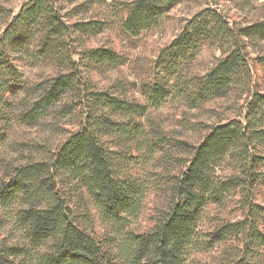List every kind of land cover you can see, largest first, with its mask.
<instances>
[{"label": "trees", "instance_id": "1", "mask_svg": "<svg viewBox=\"0 0 264 264\" xmlns=\"http://www.w3.org/2000/svg\"><path fill=\"white\" fill-rule=\"evenodd\" d=\"M183 1L188 0L121 1L115 8L124 7L122 33L138 38ZM251 1L256 0L242 2ZM61 5L60 0H29L12 16L0 2V17L8 18L0 36V141L9 117L23 125L49 116L71 118L79 127L50 158L16 166L0 178L2 205L28 203L18 212L28 244L0 249V264H123L124 259L127 264H212L193 257L220 245L223 254L215 264H264V205L256 201L257 188L264 185V92L252 70L254 63L264 68V54L252 57L249 51L264 41V17L238 24L217 8L200 10L154 61L152 77L141 88L146 101L139 102L101 90L92 79L94 70L126 62L111 48L83 46L85 36L102 32L107 22H70ZM205 44L216 45L222 55L200 74L194 62ZM25 50L35 62H54L56 71L37 87L26 109L8 113L5 95L22 88L12 56ZM234 90L246 94L242 112L211 126L196 144L143 121L151 108L175 102L197 108ZM157 153H176L170 164H184L175 174L139 176ZM148 181L165 192V208L150 231L124 235L113 251L109 239L87 229L93 214L79 195L85 189L101 217L124 233V216L141 212ZM229 202L237 204L241 217L203 229L207 208Z\"/></svg>", "mask_w": 264, "mask_h": 264}, {"label": "rangeland", "instance_id": "2", "mask_svg": "<svg viewBox=\"0 0 264 264\" xmlns=\"http://www.w3.org/2000/svg\"><path fill=\"white\" fill-rule=\"evenodd\" d=\"M29 0H0L5 7L12 9V16L16 15ZM121 1L131 0H107L101 3L98 0H75L68 2L60 0L64 7V13L70 22L100 20L106 21L102 32L85 36L83 46L89 48H111L126 57V62L119 67L107 68L105 70H94L92 79L95 85L101 90L111 91L117 95H125L128 98L139 102L146 101L142 94V84L152 77V67L162 49L168 46L177 37L184 25L195 14L206 7H214L220 10L231 21L238 24L249 23L250 21L262 19L264 17V0H256L243 3V0H188L175 6L162 23L155 29L141 34L138 38H129L122 33L121 18L125 12L115 8ZM82 6L81 10L74 11L75 7ZM118 9V10H117ZM8 18L0 17V36L4 31ZM30 50L33 51L35 44L29 43ZM251 56L264 54V41H257L250 46ZM222 52L216 45L205 44L196 56L194 67L197 73L203 74L211 68ZM33 55L26 50L14 53L13 63L22 81V88L16 93H7L5 97L10 99L8 113L18 114L26 109L31 101L38 95L37 87L42 85L47 78L55 73L54 62L49 60H39L32 58ZM253 81L258 89L264 92V68L257 63L252 64ZM151 75V77H149ZM243 95V94H242ZM238 90L232 91L223 98L214 99L197 108H189L175 102L162 105L160 108H151L148 115L143 117L146 124L157 123L168 136L177 139H184L191 143H198L208 132L211 126L223 124L238 116L244 107V98ZM10 123L4 130L6 136L0 141V178L7 176L11 169L32 163L38 160L48 159L57 147L79 127L77 122L71 118L57 119L49 116L47 119L34 125H23L16 119L9 117ZM2 125L3 122H0ZM113 142L112 138L108 139ZM114 147L115 144H109ZM176 153H157L152 163L140 169L139 176L147 177L153 173H177L182 165L169 160L175 157ZM179 157L187 159L186 154H179ZM138 166H134L137 172ZM228 172V170H227ZM148 176V177H149ZM149 182V181H148ZM145 193L141 212L135 215H125L127 217L126 227L123 232H117V228L112 222L103 219L96 204L89 197L84 189L83 194L86 204L93 214L91 224L87 229L101 239H109L113 251H117L116 244L120 245L124 235L128 233H145L150 231L156 224L161 210L165 208L166 198L164 191L159 187L152 186ZM256 201L264 205V185L257 188ZM78 196H74V203H79ZM28 203L19 199L11 206L0 203V249L7 246H19L28 244L24 236V229L19 222L18 212L21 208L27 207ZM237 204L229 202L225 206L210 205L207 208L203 219V229L212 227L219 219H238L241 211ZM224 247L218 246L215 250L206 253H199L192 256L202 259L203 262L212 264L220 261ZM128 259H124L123 264H127ZM189 261L188 263H190Z\"/></svg>", "mask_w": 264, "mask_h": 264}]
</instances>
